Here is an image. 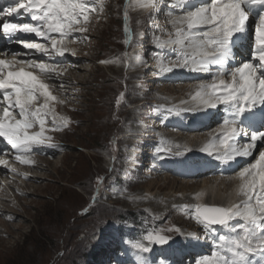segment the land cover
<instances>
[{
  "label": "rangeland",
  "instance_id": "rangeland-1",
  "mask_svg": "<svg viewBox=\"0 0 264 264\" xmlns=\"http://www.w3.org/2000/svg\"><path fill=\"white\" fill-rule=\"evenodd\" d=\"M129 3L130 0H105L104 11L97 9L91 14L89 31L83 34L88 39H78L75 44L69 45L75 49V55L68 53L71 54L69 61L63 64L67 71L61 74L58 82L47 81L55 85L53 94L64 101L54 104L57 115L67 118L69 124L62 131L48 133L52 137L51 143L58 147L45 145L34 148L38 150L39 155L34 154L32 158L33 164L38 165L40 161L45 160L55 164V169L49 172L39 169L38 175L42 176V179L27 188L26 183L15 172L19 168L20 174L31 177L33 174L23 171L26 166L19 161H11L15 158V153L0 147V166L6 168L5 173H0V190L7 194V198L1 197L0 203L3 206L14 205L17 208L15 212L19 214L9 213L11 222H6L4 216H0V221L16 226L9 230L10 233L6 231L8 235L0 234V264H123L122 250L132 254L134 249L130 242L141 240L148 231L159 227L181 226L184 231L196 232L201 237L200 242L207 246L205 253L200 256L185 252L179 259V264H194V260L209 255L212 251V237L204 238L200 226L181 209L183 205L177 209V213L182 216L170 212L171 208H166L170 211L163 216V211L140 198H178L193 192L189 189V193H177L178 195L172 190L152 193L146 186L150 181H164L165 178L173 176L188 187L192 185L183 182L201 181L188 179L171 167L167 169L163 165L166 159L159 158L161 154L157 152V147L160 146V138L164 136L177 135L190 140L192 137L209 134V130L191 134L186 130L172 126L168 128V125L163 124L166 120L183 121L184 118L189 120L190 117L197 116L198 113H187L182 117H167L166 105H179L182 101L189 100L191 102L188 94L192 85L206 82L209 75L199 74L192 80H198L197 82L185 81L180 84L183 80L177 79L173 83V80H168L170 74L160 73L159 61L163 59L167 62L175 56L170 50L155 48L157 37L165 41L169 39V33L174 32L170 17L178 11L175 6L169 7L167 3L161 5L158 12L127 8L133 35L131 44L126 45L124 12ZM171 3L175 5L174 0H171ZM73 35L81 36L80 33ZM0 46L2 49L9 48L6 43ZM246 52L249 54L250 47ZM125 53L129 55L126 57ZM26 57L18 58L27 59ZM38 57L37 55L36 58ZM237 59H241L240 54ZM173 74L177 75V72L173 71ZM61 81L63 88L60 87ZM175 89L183 92L177 94ZM121 93L125 98L118 106L117 100ZM160 97L168 98L169 102L164 99L161 101ZM156 108H160V111H155ZM132 110L131 115L133 119H137L136 122H130L129 119L132 118L126 120ZM186 125L187 123L183 127ZM164 126L167 128L164 129ZM133 127L135 131L131 132L133 137H130L128 131ZM139 128L148 129L150 135L146 131L136 135V131H141ZM36 130L38 129L32 131ZM203 138L204 136L200 141ZM129 139L139 145L144 141L142 139H147L149 143L142 144L145 145V151L138 150L139 146L131 144L124 149L126 145L121 142L126 144L125 141ZM185 144L187 145L186 141ZM127 152L134 153L141 159H124ZM118 154L120 160L116 157ZM205 155L209 157L206 153ZM184 156L174 159L187 157ZM135 159L138 160L137 167L130 169ZM117 163L121 164L120 169L116 167ZM214 163L219 164L217 161ZM232 165L233 162L229 167ZM12 169L17 170L13 172ZM221 170L223 169L218 167L216 175L219 176ZM237 171L236 169L232 173ZM209 178L213 181L215 179L213 176ZM214 184L216 192L218 182ZM17 187L27 190L21 193L20 190L16 191ZM222 187L219 191L223 198L231 197L233 187L229 184ZM16 195L23 199L22 203L17 200ZM4 230L2 228L1 231L5 232ZM166 234L174 238L170 248H180L179 243L187 242L173 233ZM155 248L156 245H153V251ZM133 253V260L136 262L137 253ZM155 253L153 264L158 262L160 259L157 258L161 256H158V251Z\"/></svg>",
  "mask_w": 264,
  "mask_h": 264
},
{
  "label": "snow or ice",
  "instance_id": "snow-or-ice-1",
  "mask_svg": "<svg viewBox=\"0 0 264 264\" xmlns=\"http://www.w3.org/2000/svg\"><path fill=\"white\" fill-rule=\"evenodd\" d=\"M165 3L178 9L170 17L174 34L169 33L165 41L157 37L155 48L170 50L175 56L167 62L159 61L160 73L183 69L209 74L206 82L197 84L191 102L173 105L165 110L166 114L207 115L208 110L219 109L220 121L209 131L210 139L200 151L225 166L256 154L230 174V179L238 181V201L227 206H182L185 214L202 228L204 238L212 237V251L194 260V264H264V0H175V5L171 0H130L124 12L126 45L131 44L133 35L127 8L158 12ZM104 8L105 0H14L0 9V16H15L20 21L27 16L31 21L6 20L0 24V34L28 50L9 55L0 49L4 57L0 58V138L15 151V159L21 164L34 163L36 147H58L51 143L48 133L67 128L69 120L57 115L54 104L64 101L53 94L55 85L47 81L59 79L67 68L52 61L66 53L75 55V49L69 45L88 39L83 34L89 31L91 14L97 9L103 12ZM18 34L33 35L36 39H24ZM245 40L250 47L248 59L234 64ZM21 56L29 58L19 59ZM124 98L121 93L118 106ZM188 151L191 149L186 145L163 138L157 148L160 159L182 157ZM203 195L200 193L195 199L200 201ZM166 233L191 245L201 240L196 232L180 227L153 229L141 240L130 242L137 253L136 264H153L145 254L153 251V245L167 248L174 238ZM155 264L173 262L164 256Z\"/></svg>",
  "mask_w": 264,
  "mask_h": 264
},
{
  "label": "bare ground",
  "instance_id": "bare-ground-1",
  "mask_svg": "<svg viewBox=\"0 0 264 264\" xmlns=\"http://www.w3.org/2000/svg\"><path fill=\"white\" fill-rule=\"evenodd\" d=\"M10 1H14V0H10ZM174 3H175V0H174ZM1 6H3V5H0V7ZM176 11H178V9H176ZM2 21H3L2 23L5 22V20H2ZM8 21L20 22L19 18L15 17V16H11ZM18 35L21 36V37H23L24 39H30V40L36 39L33 35H26V34H18ZM10 40L11 39L7 38L5 35H3V34L1 35L0 34V45L3 44V43H6L7 44ZM244 42H246V44ZM242 43H244V46L243 47H240V51H239L242 60L236 58L237 61L236 62L234 61V64H239L242 61H245V60L248 59L249 54L246 52V50L249 48V41L245 40ZM6 46L9 47V48L6 49L5 52H8L9 55L11 54V52H15V51H22V52H27L28 51V50L22 49V47H19V46L14 47V48H12V46H10V44H8ZM37 55L39 56V54H37ZM70 55L68 53H66L64 57H55L54 58V61H52V62L58 61L61 64H64L65 62H68L69 61L68 59H69V56ZM0 58H4L3 57V53H0ZM40 58L41 57L39 56L38 59H40ZM174 71L177 72V75H174L173 72L170 73V77H168L170 79H168V80H173V83H175L174 80H177V79L183 80V81L180 82V84H182L185 81H188L186 83H194V82H197L198 80H194V81H192V80L193 79H196V76L198 77L199 74L200 75L204 74V73H193V72H185V71L183 72V70H174ZM205 75L208 76L209 74H205ZM203 78H205V77H203ZM62 79H63V77H62ZM168 80H167V82H168ZM57 82H58V80H57ZM168 86H169V84H168ZM141 87H144V86H141ZM162 88H164L166 90L165 87H162ZM196 88H197V84L192 85L191 92L189 91L190 93L189 94L187 93L189 97H191L195 93ZM175 92L178 94V93H181L183 91H178V89L177 90L175 89ZM183 94H186V93H183ZM145 95H147V93ZM160 99H161V101H162V99H164L165 102H169L168 101V98L160 97ZM189 102H190V100H189ZM172 106L171 105H166L167 108H170ZM137 110H138V108H137ZM208 113L209 114H207V115H205L204 113H198L197 116H192V117L189 118V120H187V119L184 118V119H182L184 122L181 121V120L177 121L176 119H173L171 121H167L166 120V122L164 121V123L163 122L162 123L168 125V128L171 127V126L172 127H176V128L181 129V130H186V132L191 133V134L192 133H201L202 130H205V131L206 130H209L210 131L211 128L214 129L217 126L218 122L220 121V118L221 117H220V114H219V109H217V110H211L210 109V110H208ZM128 114L129 115H127V119L126 120H128L129 118H132V115L131 114H133V110L130 111ZM185 114H187V113H185ZM167 117H169V116H167ZM165 118H166V116H165ZM129 120H130V122L131 121L132 122H136L137 121V119H133V118L132 119H129ZM141 123H143V121H141ZM186 123H187L186 127H183ZM146 124L147 123H145V125ZM158 126H159V124H158ZM134 127L132 128V130L128 131V135L130 137H133V135H132L131 132L135 131L134 130L135 129ZM165 128H167V127L164 126V129ZM194 130H198V131L196 132ZM145 131H146V133H148V135H150V132H149L148 129L147 130L144 129V130H141L139 132L136 131V133H138L136 135H141ZM203 136H204V138L202 139V141H200V139ZM203 136L202 137H197V136L196 137H192L190 140H187L186 137H177V135H175V136L168 135V136L162 137L163 139H166L168 141H171V142H173L175 144H180V145H186L185 144V141H186L187 142V145L186 146L191 149V151H188V152H185L184 153V155H186L187 157L184 156V155L183 156L186 157V158H181V159L180 158H178V159L170 158V159H166L163 165L166 166L167 169L169 167L173 168L174 171H177L178 173H180L184 177L187 176L188 179H200L201 180L200 182H197V180H192L190 182H187V181L186 182H183V183H186V184L187 183H190V185L193 186V187L190 186L191 188L188 187L185 184L180 183L173 176H169V177L165 178L164 181L163 180H161V181L160 180L159 181H150L149 182L150 184H148L146 186L148 187V190L150 192H152V193H153V191H156V192H164V191L172 190L174 192V194H177V193L178 194H181V193H184V192H188L189 193L190 192V191H188L189 189H192L193 190V192L191 191L192 193H189L187 196H183L184 195L183 194L181 197H178V198L171 197L169 199H166V198L164 199V198H161V196H153V197H151V196H149V197L142 196V197H140L145 202H147V204H149L151 206L157 207L159 211H163V216L167 212H169L170 210H172L170 212H173V213L176 212L177 213L178 212L177 209L180 208L179 206L185 205V204L193 205V204H196V203H204V204H208V205L227 206L230 203H233V202L238 201L239 198L235 195L238 181L235 180V179H230V178L226 179V178L228 176H230V174H232V172H234L236 169L239 170L241 167L245 166L250 160H253V158L255 156V153L253 154V157H249V158H246V159L245 158H238V160L236 162H233V165L231 167H229V165L228 166H225V165H221V164H216V163H214L215 160L212 157H206V155L204 156L205 153L202 152V151H200V149L203 146H205L206 142L210 139L209 134L208 135L206 134V135H203ZM148 138H150V136ZM142 140H144V141H142V144L143 143H145V144H148L149 143V141L147 139H142ZM160 140H161V138H160ZM125 143L126 144H124V143L121 142V144L126 145L124 147V149L127 146H129L130 144L131 145H135V146H139V148H137L138 150H142V149L145 148V145H142V144L139 145L138 143H135V141L134 142L130 141V139L127 140V141H125ZM0 147H3V148H1L2 150L5 149V148H8V150L10 149L13 152V154L15 153V151L12 150L10 148V146L7 145V143L5 141H3L2 138H0ZM37 151L38 150L35 149L34 150V154H38L39 155V152L37 153ZM144 151H145V149H144ZM1 153H3V152H1ZM141 156L139 155V157H141ZM2 157H4V156H2ZM116 157L119 158L118 160L121 159L120 154L116 155ZM134 158L138 159V156L136 157V155L134 153L132 154L131 152H127L125 154V158L124 159H128V160L130 159L131 160V159H134ZM139 159H141V158H139ZM138 160H136L134 163L131 161V163H133V166H131L130 169H132L133 167H137ZM11 161L12 162H15V161L18 162L15 158L13 160H11ZM40 162L41 163L40 164L38 163V165L33 164V163L32 164H29V165L23 164V165L26 166V168L23 169V171L30 172L31 174H33L32 177L31 176H28V175H25V174H22V173L20 174V170L21 169H19V168H18V170L16 169L17 170L15 172L16 175L17 176L19 175V177L21 178V180H23L26 183V187L27 188L30 187L32 184H35V183H39L40 182V180L42 179V176L38 175V173H39L40 170H45V171H48L49 172V171L55 169V164H51V162L49 163V162H47L45 160H42ZM2 163H3V161H2ZM0 164H1V162H0ZM127 164L128 163H126L125 165H127ZM120 166H121L120 163H117L116 164V167L118 169H120ZM186 166L188 167L187 170L185 169ZM10 167H12V166H10ZM218 167L223 169V170L220 171L219 176L216 175L217 174L216 171L218 170ZM5 169H4V167H1L0 166V173H5L6 172ZM221 173H224V174L221 175ZM210 176L211 177L212 176L215 177L214 181L209 178ZM216 182H218L217 187H216L218 189V191L214 192L215 191L214 190L215 189V187H214L215 184L214 183H216ZM199 183H201V184L199 185ZM225 184L226 185L229 184L231 187H233V192H232V194L230 193V196H231V197H229L230 199L229 198L228 199H224L222 193L220 192L221 191V187L224 186ZM196 185H198V186L197 187H194ZM219 185H220V187H218ZM9 186L11 187V185H9ZM27 188H25V189L27 190ZM25 189H23V188L20 189L19 187H17L16 191L17 190H20L21 193H25ZM219 189H220V191H219ZM4 192H5L4 190H0V199H2L1 197L7 198V194H5ZM200 193H203L204 195L202 196V198H201L200 201H197L195 199V197L198 194H200ZM16 197H17V200H19L20 203H22L23 199L18 198L19 196H17V195H16ZM140 198H136V199L137 200H140ZM166 208H171V209L170 210H166ZM15 211H17V208L14 205L3 206L0 203V216H4V218L6 219V222H11L12 221L11 218H10L11 216H8L9 213H15V215H19ZM177 215L182 216L180 213H177ZM185 219H187V218H185ZM185 219H184V221H185ZM6 222L5 221H0V223H1L0 224V234L1 233H4V234L10 233L9 230H11L12 227L14 226V225L11 226V225H9ZM182 222H183V220H182ZM14 227H16V226H14ZM179 227L181 228V226H179ZM189 227H187V228H189ZM2 228L5 229L4 230L5 232L1 231ZM181 229L183 230V228H181ZM200 230L202 231V228L201 227H200ZM6 231H7V233H6ZM223 232H224V230H221V233H223ZM209 237H211V236H208V238ZM179 241L180 240H178V242ZM184 243L185 244L179 243L178 247H180V248H170L172 246V244H171V245H169L167 248H165L163 250H162V248L160 246H156V248L154 249V251H152L151 253L147 254L146 256L148 257V259H149L150 262H154L155 261L154 258L156 256V253L155 252L158 251L160 253V254L157 253L158 256H160V255L161 256L159 258H157V259H162L164 256H168L170 258V260H172L173 264H179L178 261L182 257V255L185 254V252L186 253H189V255H192V256H193V253H194V255H199L200 256L203 253H205V251H206L205 248L207 246L205 247L202 244V242L196 243L195 245L188 244V242H184ZM211 246H212V243H211ZM169 249H171L172 252H169ZM134 251L135 250H133V252ZM133 252L131 254L129 251L122 250L121 254L123 255V260H122L123 261V264H134V263H136L135 262V259L133 260V255H134ZM191 258H193V257H191Z\"/></svg>",
  "mask_w": 264,
  "mask_h": 264
},
{
  "label": "trees",
  "instance_id": "trees-1",
  "mask_svg": "<svg viewBox=\"0 0 264 264\" xmlns=\"http://www.w3.org/2000/svg\"><path fill=\"white\" fill-rule=\"evenodd\" d=\"M139 227H140V225H139Z\"/></svg>",
  "mask_w": 264,
  "mask_h": 264
}]
</instances>
